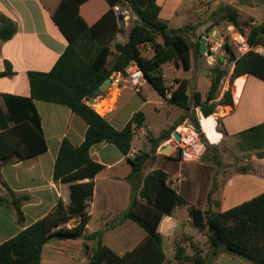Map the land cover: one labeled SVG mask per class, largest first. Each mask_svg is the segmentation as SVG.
<instances>
[{
	"label": "crops",
	"instance_id": "0c3cea01",
	"mask_svg": "<svg viewBox=\"0 0 264 264\" xmlns=\"http://www.w3.org/2000/svg\"><path fill=\"white\" fill-rule=\"evenodd\" d=\"M62 1L0 0V17L11 20L16 26L15 34L9 40L0 39V73L7 70V63L10 66V74L0 75V109L3 112L7 111L3 95L30 97L29 72L51 71L68 47L70 42L67 35L56 23L57 16L60 21H68L67 14H70L69 11L59 10ZM237 1L239 2V0H156L161 7L159 18L166 22L169 28L188 27L196 35L202 34L211 25L214 26L213 29L221 30L215 25V21L223 22L229 9L241 11L242 8L237 5ZM247 3L250 8L245 11V14L251 19L249 23L251 25L264 23V19L255 10L256 1L247 0ZM73 4H71V13ZM120 5H117L119 9ZM109 9L110 5L106 0H86L79 4L78 16L82 19L86 29L73 42V45L88 61L94 60L101 47H110L111 54L107 59V68L111 67L115 58V44H125L128 41L129 33L137 20L134 17L131 25L129 21L131 17L127 15L117 20L118 29L112 31L111 19L105 18ZM129 10L131 9L126 7L125 13H128ZM118 11L115 10L116 14H119ZM221 18L222 20H219ZM2 25L0 21V28ZM81 28L83 29V27ZM195 47V44L191 46L189 69L183 68L178 60H173L162 66V72L165 73L163 74L165 80L166 78L187 80L188 93L190 94L193 90L198 91L201 93L202 99L206 100L211 87V79L206 78L209 84L205 90L200 88L199 72L194 75L192 80L194 58L197 56L194 52ZM220 60L226 62L228 59L222 54ZM232 63L235 66V62ZM165 65H171V71L176 68L192 73L191 75L176 74L169 78L165 72ZM145 86L154 88L147 79L143 80L139 92H136L131 84H125L114 110L101 115L117 130H122L138 111L144 114L145 120L143 126L135 130L131 151L127 156L110 143L101 142L92 146L93 161L103 165L104 168L94 177L95 189L88 205L90 219L86 233L89 235L104 230L103 243L119 255L133 250L146 239L147 233L143 228L134 221L121 217L131 203L133 190L131 184L125 179L132 169L128 157L132 158L142 151H147L150 152L149 160L154 163V166L150 167L149 172H144V177L156 169L164 170L169 175L171 186L187 200V204L177 206L171 215H165L159 225L167 263L181 264L176 259V248L178 245H182L187 249V254L191 255L192 249L186 239L190 236L191 240L196 242V238L188 232L185 224L189 223L194 229L199 230L192 225L188 208L189 206L199 208L190 204L189 201L192 200L191 197L200 196L201 191L196 183L197 178L195 176L190 178L186 174L187 159L180 155L181 152L174 140L170 138L161 141L154 153L151 152L148 133L155 138L159 137L163 130L169 129L183 115L191 113L193 106L190 110H185L171 104L159 93L157 99L148 98L144 92ZM226 89L228 88L225 87ZM231 89L233 103L218 105L216 112L209 116L215 115L217 120L213 127L219 134L216 142L211 141L208 133L204 131L209 142H212L210 144L217 149V153L212 150L207 151L201 142V147L197 151L198 155L202 151L204 152L201 158L204 157L206 163H214L216 166L215 156L219 155L222 162L226 138L234 139L233 144L237 145L238 134L241 131L264 122V80L252 74H245L234 80ZM224 92L222 91L218 95L217 102L223 98ZM137 95L143 97L141 104H138ZM34 104L41 117L48 149L34 157L10 164L0 162V209L5 210L7 214L6 220L1 224L0 244L43 218L57 206L60 200L66 206L71 201L70 183L57 182L53 179L54 165L62 141L68 139L74 146H79L85 140L88 124L65 105L41 100H34ZM148 105L151 107L146 110ZM195 110L202 127V119L205 116L199 108ZM150 113L151 117H149ZM188 121L189 119L186 118L183 124H188ZM183 124L175 131L179 132ZM188 125L194 128L193 125ZM219 126L222 127V130L219 129ZM202 130H204L203 127ZM168 144L173 145L171 153L162 154L160 150ZM236 158L240 162L238 170L226 179L225 185L219 192L217 186L214 193H218L219 199L208 202L206 210L223 212L264 192V157H258L253 151L243 152L238 149ZM159 163L161 166H158ZM244 166L247 167V171L240 172ZM223 175L225 176V174ZM214 180L219 181L218 178H214ZM212 188L213 185L206 193L207 198ZM12 193L21 201V210L24 213L23 222L18 221ZM216 201H219L218 206ZM199 209L206 211L202 208ZM79 221L80 218L75 217L65 225L73 227ZM109 224H112L111 228H107ZM179 232H183L182 238L177 237ZM106 238H109V244H107ZM82 242H84L83 239L51 240L43 248L41 264H87L91 252L84 253L81 247ZM88 242H90V245L88 244L89 251H93L96 241L88 240ZM225 253L228 252H221L212 264H252L235 254L229 258ZM203 255L205 254L203 253ZM234 255L238 258L233 257ZM185 264L190 263L186 262Z\"/></svg>",
	"mask_w": 264,
	"mask_h": 264
},
{
	"label": "trees",
	"instance_id": "16d2710c",
	"mask_svg": "<svg viewBox=\"0 0 264 264\" xmlns=\"http://www.w3.org/2000/svg\"><path fill=\"white\" fill-rule=\"evenodd\" d=\"M75 1L63 0L59 8L61 11L70 12L67 14L68 21H60L58 16L56 18V23L67 35L70 43L53 69L49 72H29L30 97L3 95L7 111L0 109V162L3 164L31 158L48 149L34 100L65 105L87 122L88 129L83 143L74 146L68 139H64L54 165L53 179L70 183L71 201L66 206L60 200L43 218L0 244V264H41L44 246L54 239L95 240L96 245L87 264H170L166 261L159 225L165 215H171L177 206L187 204V200L171 186L169 175L164 170L156 169L144 177L143 169L151 158L150 152L142 151L132 158L128 157L132 169L125 179L133 190L131 203L121 217L130 219L143 228L147 233L146 239L133 250L119 255L103 243L104 230L89 235L86 233L90 219L88 205L95 189L94 177L104 168L93 161L92 146L101 142L110 143L127 156L131 151L135 130L143 126L145 116L138 111L122 130H117L88 106L85 98L113 73L124 72L131 62L141 66L147 80L165 97L169 88L162 74V66L178 60L183 68H190L192 45L183 36L189 28H169L168 24L159 18L161 7L156 0H106L110 9L105 18L111 19L112 31L118 29L117 20L123 18V15L116 14L114 9L119 4L126 3L139 20V23L132 27L128 41L125 44H115L116 55L111 67L107 68L110 47H101L94 60L88 61L73 45L75 38L86 29L78 16V6L86 0ZM71 4L74 5L72 13ZM224 19L243 32H246L243 28L248 27L247 36L252 45H264V23L251 25L249 22H241L235 9H229ZM0 21L3 24L0 28V39L9 40L15 34L16 26L14 22L3 17H0ZM159 37L162 42L157 41ZM144 44H152L153 56L143 55L141 47ZM199 46L200 41L196 44L194 52L195 55L202 56ZM224 50L229 55V62H235L231 83L245 74H252L264 80L263 55L249 52L237 58L234 49L228 44L224 45ZM9 67L7 63V70L0 75L10 74ZM225 74V71L221 70L216 77L211 78L206 100L202 99L198 91L188 93L187 80L177 81L178 86L167 101L185 110H190L193 106V110L183 115L169 129L163 130L159 137L155 138L149 134L151 152L155 153L160 142L170 139L173 132L188 118L200 134V140L206 150L217 153V149L208 142L202 132L195 109L199 108L205 117H209L216 112L218 105L233 103L232 85L223 98L216 101L220 81ZM237 146L240 151H253L258 157H264V122L241 131L238 134ZM215 161L220 165L219 155L215 156ZM246 171V166L240 169V172ZM216 189L215 185L211 190ZM212 191L208 194L209 199ZM12 196L18 221L23 222L21 201L13 193ZM216 205H219V201H216ZM188 212L192 225L200 231L206 230L209 249L207 254L203 255L198 246L193 245V248L190 245V255L184 246L178 245L176 259L181 264H212L221 252L238 255L252 264H264V192L223 212H213L211 209L202 211L195 206H189ZM75 217L80 218L78 224L73 227L65 226L66 222ZM111 227L112 224L107 226Z\"/></svg>",
	"mask_w": 264,
	"mask_h": 264
},
{
	"label": "rangeland",
	"instance_id": "374dc122",
	"mask_svg": "<svg viewBox=\"0 0 264 264\" xmlns=\"http://www.w3.org/2000/svg\"><path fill=\"white\" fill-rule=\"evenodd\" d=\"M255 1H256L255 10L259 14V16L264 19V0H255ZM204 5H206V4H204ZM204 5H202V6H204ZM237 5L242 8L241 11L238 10L241 22H249L251 19L249 17H247V15L245 14L246 13L245 11L250 8L248 3H247V0H239V2L237 1ZM126 7H128V5L126 3L121 4L118 13L119 14L123 13L122 14L123 17L129 15L131 17L129 21L132 25L133 19H134V17H136V15L132 10H129L128 13H125ZM219 20H222V18ZM227 23H228V21H226V20H224L221 23L220 22L218 23L215 21V25L218 26L223 31H225V27H226ZM191 27H192V25H191ZM243 29H244V31H246L244 33L248 34V32H249L248 27L247 28L245 27ZM191 30L192 29L186 30L184 32L183 36L186 38V40L191 45H193V44L196 45L200 41L202 36L204 35V32L202 34L200 33L199 35H196ZM157 41L162 42V39L159 37L157 39ZM141 48H142L143 55L146 57H151L154 54L152 44H144V45H142ZM222 54H224V56L227 57V59H228L229 55L225 50H223L220 55H222ZM113 61H114V59H113ZM194 63H195L194 67L192 69L193 70L192 80H193L194 75H196V73L199 72V84H200V88L202 90H205L208 87L209 83L206 80V78L211 79L213 77H216L218 74V71H221V70L225 71L226 74L224 75V77L220 81V86L218 89V95H220L222 91L226 92L227 90H229L230 86L233 85L234 82L231 83V79H232V73H233L235 66L233 65L232 62H229V60H227L226 62H222L220 60L219 56L216 57L214 60H212V59H208L205 54H202V56H196L194 58ZM190 66H191V63H190ZM164 68H165L166 75L169 78L175 76L176 74L184 73L185 75L186 74L191 75V73H192L190 71L188 72V71H184V70H178L176 68H175V70L171 71V65H165ZM162 74H165V73L162 72ZM178 80H180V79H176V78L175 79H167L166 78L165 81H166L167 86L171 87V85L169 86V84H173V82L178 81ZM125 84H127V83H125ZM225 87H227L228 89L225 90ZM144 92H145V94L148 95V98H151V99L159 98V94H158V92H156V90L154 88H147L145 86ZM137 99H138V104H141L143 102V97L141 95H137ZM134 106H136V104ZM150 107H151V105H148L146 107V110H148ZM151 116L152 115L150 113L149 117H151ZM160 116L163 117V115H160ZM214 117H215V115H214ZM188 124L193 125L191 120L188 121ZM188 124L186 123V124H183L182 126L190 127ZM201 129H202V127H201ZM219 129L222 130V127L219 126ZM194 130L196 131L195 127H194ZM202 132L204 133L203 130H202ZM197 134H198V137L200 139V134L198 132H197ZM148 135H149V133H148ZM204 135H205L206 139L208 140L207 135L205 133H204ZM171 138L175 141L173 136ZM208 142H209V140H208ZM149 143L151 145V142H149ZM209 143H212V142H209ZM233 143H234V139L226 138L225 146H224L225 151H224V155L222 156V162L220 165H217V166L214 163H206V160L204 159V157L203 158H201V157L200 158H186L187 159L186 174L190 178H192L194 176L197 178L196 183L199 186L200 191H201L200 196H197L194 198L191 197L192 200L189 201L190 204L196 205L199 208L206 210L208 208V202H211L215 199L216 200L219 199L218 193H214L215 192L214 190L213 191L211 190L212 193L214 194L212 199L208 200L206 193L210 190L212 185L218 186V192H219V190L225 185L226 179L238 170L239 165H240L238 158H236V151L238 150V149L236 150V148H238V146L233 144ZM180 152H181V150H180ZM181 155H182V152H181ZM153 166H154V163H152L151 160L148 159L147 162L145 163V166L143 169V175H144L145 171L149 172L150 167H153ZM158 166H161V163H159ZM223 174H225V176ZM214 178L215 179L218 178L219 181L217 182L216 180H214ZM213 180L215 181L216 184H214ZM190 183H192V182H190ZM6 218H7L6 211L0 209V230H1V224L4 220H6ZM65 226H67V225H65ZM185 226L187 227L188 232L190 234L194 235L196 238V242H195L194 240H191L192 237L188 236V239H186V241L188 240V242H189L188 245L189 246L191 245V247H193V245L198 246V249H200L204 254H206V252H208V249H209V246L207 243V237H206V230H204V231L196 230L191 226V224L189 225V223H186ZM183 232H184V230H183ZM183 232H179L177 237L182 238L184 236ZM106 242H107V244H109V238H106ZM89 243L90 242H88V241H84L81 244V247L83 248L84 253H86V254H88L89 252H91L90 254H92V252H93V251H89V248L86 247V245ZM93 247H95V244ZM77 248H79V247H77ZM225 255H227L230 258V257H232L233 254L225 253ZM233 257L238 258V256H235V255ZM229 258H227V259H229ZM240 259H242V258H240Z\"/></svg>",
	"mask_w": 264,
	"mask_h": 264
},
{
	"label": "built area",
	"instance_id": "2783aa9c",
	"mask_svg": "<svg viewBox=\"0 0 264 264\" xmlns=\"http://www.w3.org/2000/svg\"><path fill=\"white\" fill-rule=\"evenodd\" d=\"M118 11L119 7L114 8ZM228 44L232 49H234L237 58L243 55L254 52L260 55H264V46L262 45H252L249 41L247 34H245L241 29H239L233 23H229L225 27V31L214 28L207 35V53L205 54L208 59L214 60L219 56L224 50V45ZM111 84L107 91L102 95L92 97L89 95L85 98V103L94 109L98 114L104 115L112 112L116 106L118 97L121 93L122 87L127 84H131L136 92H139L143 80H145V74L141 66L136 62H131L124 72H115L110 76ZM178 86L177 82H173L171 87L166 91L165 99L169 100L172 97V92L175 87ZM181 134L180 141H174L175 145L181 150L182 156L184 158H199L200 155L196 149L190 146L189 138L190 136L179 131ZM195 138L201 142L196 132ZM204 147V144L201 142Z\"/></svg>",
	"mask_w": 264,
	"mask_h": 264
},
{
	"label": "water",
	"instance_id": "95a60500",
	"mask_svg": "<svg viewBox=\"0 0 264 264\" xmlns=\"http://www.w3.org/2000/svg\"><path fill=\"white\" fill-rule=\"evenodd\" d=\"M138 23H139V20H136L135 24H138ZM213 27H214L213 25L209 26L205 30L204 35L202 36V38L200 40L199 51H200L201 54H206L207 53V49H208L207 35L210 33V31L213 29ZM145 79H147L146 76H145ZM110 84H111V79L110 78L105 79L104 82L99 87L94 89L91 92L90 95L92 97H96V96L102 95L105 91H107V89L109 88ZM172 136L174 137V139L176 141H180V139H181V134L178 131H174ZM172 149H173V145L172 144H168L163 149H161L160 152L162 154H170Z\"/></svg>",
	"mask_w": 264,
	"mask_h": 264
},
{
	"label": "bare ground",
	"instance_id": "6f19581e",
	"mask_svg": "<svg viewBox=\"0 0 264 264\" xmlns=\"http://www.w3.org/2000/svg\"><path fill=\"white\" fill-rule=\"evenodd\" d=\"M216 125V119L215 117H203L202 119V127H203V131H205L206 133H208V137L211 141H215L216 139L219 137V134L214 130V126ZM181 132H185L187 133L190 138H189V142H190V146L194 149H196V151H198V149L201 147L200 141H198L195 138V131L193 127H188V126H182L180 128ZM221 137V136H220Z\"/></svg>",
	"mask_w": 264,
	"mask_h": 264
}]
</instances>
